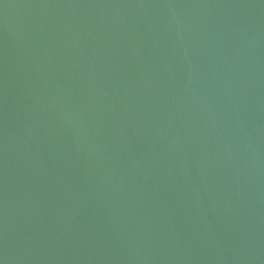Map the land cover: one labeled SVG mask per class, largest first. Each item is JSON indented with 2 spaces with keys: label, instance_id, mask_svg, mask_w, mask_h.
I'll return each instance as SVG.
<instances>
[{
  "label": "water",
  "instance_id": "95a60500",
  "mask_svg": "<svg viewBox=\"0 0 264 264\" xmlns=\"http://www.w3.org/2000/svg\"><path fill=\"white\" fill-rule=\"evenodd\" d=\"M0 264H264V0H0Z\"/></svg>",
  "mask_w": 264,
  "mask_h": 264
}]
</instances>
